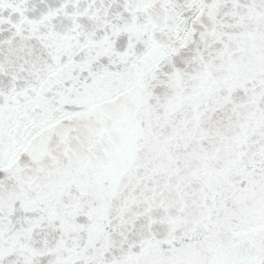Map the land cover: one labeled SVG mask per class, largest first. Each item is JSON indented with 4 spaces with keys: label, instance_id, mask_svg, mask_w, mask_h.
Here are the masks:
<instances>
[{
    "label": "snow or ice",
    "instance_id": "1",
    "mask_svg": "<svg viewBox=\"0 0 264 264\" xmlns=\"http://www.w3.org/2000/svg\"><path fill=\"white\" fill-rule=\"evenodd\" d=\"M0 264H264V0H0Z\"/></svg>",
    "mask_w": 264,
    "mask_h": 264
}]
</instances>
